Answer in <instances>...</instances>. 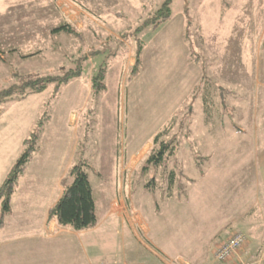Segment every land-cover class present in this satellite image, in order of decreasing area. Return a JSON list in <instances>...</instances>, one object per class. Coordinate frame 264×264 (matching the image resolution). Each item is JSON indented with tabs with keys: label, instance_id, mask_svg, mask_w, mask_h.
Returning <instances> with one entry per match:
<instances>
[{
	"label": "rangeland",
	"instance_id": "rangeland-1",
	"mask_svg": "<svg viewBox=\"0 0 264 264\" xmlns=\"http://www.w3.org/2000/svg\"><path fill=\"white\" fill-rule=\"evenodd\" d=\"M163 1L0 0V91L26 77L81 72L57 94L55 82H49L43 92L1 102L0 184L23 151V140L43 122L35 151L40 150L32 153L35 159L15 187L4 223L31 219L35 224L44 214L50 200L44 187L37 189L39 180L50 179V170L54 176L61 167L54 147H63L65 154L77 140L73 163L82 159L88 164L97 215L78 246L92 264H235L214 260L212 251L231 229L252 236L244 225H224L221 198L227 187L214 188L213 196L203 191L200 205L209 206L203 209L205 224L198 227L181 218L179 196L189 176L197 175L196 168L211 169L210 162L201 167L205 162L199 154L213 152L221 160L220 155L227 158L242 149L228 143L233 132L226 130L233 131L236 115L222 111L220 97L222 89L227 95L237 92L239 82L240 88L247 87L255 64H264V0H172L170 20L139 28ZM60 24L74 32L53 33ZM138 43V74L130 77ZM101 69L105 88L96 91L92 81ZM209 97L217 104L211 114L202 107ZM233 104L230 98L224 108ZM164 127L170 128L164 138L175 152L156 167L146 160L153 136ZM217 167L211 170L221 169ZM171 169L176 172L171 198L179 205L178 216L167 209ZM49 185L56 186L55 178ZM109 200V207L112 201L124 207L116 213L132 206V226L123 215H109ZM256 228L258 253L236 264H264V222Z\"/></svg>",
	"mask_w": 264,
	"mask_h": 264
},
{
	"label": "crops",
	"instance_id": "crops-1",
	"mask_svg": "<svg viewBox=\"0 0 264 264\" xmlns=\"http://www.w3.org/2000/svg\"><path fill=\"white\" fill-rule=\"evenodd\" d=\"M256 58L257 56H255ZM255 65L257 66L252 71L251 81L247 87L242 86L241 89L240 85L242 83L239 82L237 85L239 90L237 92L233 93L231 90L228 91L229 94L227 95L224 93V89H222V96L220 97L222 111H227L230 114L233 111L236 115L234 122L231 124L233 131L226 130V132H233L232 136L227 138L228 143L232 147L238 144L242 149L236 150L231 154L228 153V159L220 155L221 160L216 158L213 152L208 156L199 154L198 158L201 159L200 162H205L201 167L210 162L212 169L217 167L214 165V162H219L217 168H221L222 170L210 169L198 171L196 168L197 175L189 176L187 179L188 185L181 192L180 195L182 196H179V198H183L181 199V205L176 204L181 207V218L188 223L187 225L190 222L192 227L202 226V224H205L202 220L207 216H205V211L203 210L206 204L201 203L200 205L203 191L209 192L213 196L212 190L214 188L222 189L223 186L227 187L224 197L221 198H225L224 207L222 206L224 210L223 214L226 216L224 225L229 227L237 224L244 225L252 235L248 237L244 232L248 238L247 244L229 259V262L235 264L239 260L250 261L254 259L255 254L258 253L256 241L260 237L258 236L260 232H258L259 230L256 226L258 223L264 222V64L259 65L257 63ZM224 95H227L228 98L226 96L227 99H224ZM230 98L234 104L228 110L224 108V105ZM205 101V103L203 102L204 104L202 103L203 110L205 106V111L208 114H211L213 111L215 112L217 104L213 98H205ZM72 118L75 119L73 116ZM209 123L207 121V124ZM75 141H73L72 147L69 146V148L65 149V154L61 149L63 147H54L56 149L53 151L55 154L54 158L61 162V167L54 173L56 177L51 174L50 170V179L39 180L40 185L37 189L42 190L44 187L46 189L45 198H49L50 200L47 202L44 214L35 220V224L32 223L31 219L23 220V224H18L22 220H18V222L10 221L3 224L4 226L0 230V264H92L91 256L87 255L85 251H80L78 246L81 236L87 233L89 228L74 231L68 227L60 226L54 219H47V209L62 194L64 180L67 178V173L73 165L74 157H76L74 150L79 145V142ZM39 150L33 154L38 153ZM34 159V156L31 157V160L27 163L26 170L20 177L16 188L19 182L24 179L30 167L29 165ZM53 178H55L56 186L50 188L49 183ZM16 193L17 190L12 195L9 214H11L12 199L14 201ZM220 193V195L223 194V192ZM170 199L172 200L173 198ZM111 200H109L107 205L109 215L111 212L116 213L109 207ZM176 205L172 200L167 208L168 213L172 215L177 214L178 216L179 211ZM208 206L206 205V207ZM215 206L216 208L218 207L217 204ZM130 209H133L132 206H129V211ZM127 210L116 214L120 217L123 215L132 226L130 212ZM210 215L213 218L215 217L211 213ZM135 220L142 226V230H145L138 213H135ZM234 230L231 229L225 237L220 238L212 249L220 242L226 240V237ZM76 241L77 245L75 244ZM180 258L171 260L173 262ZM258 260L259 263H262L260 258ZM148 264H157V262L156 260L155 262L150 260Z\"/></svg>",
	"mask_w": 264,
	"mask_h": 264
},
{
	"label": "trees",
	"instance_id": "trees-1",
	"mask_svg": "<svg viewBox=\"0 0 264 264\" xmlns=\"http://www.w3.org/2000/svg\"><path fill=\"white\" fill-rule=\"evenodd\" d=\"M171 1L164 0L154 10L153 16L147 18L141 23L139 28H143L146 25L158 27L160 24L170 20L171 18ZM144 29V28H143ZM53 33L64 32L73 33L74 30L68 24H60L52 30ZM141 44H137V50L135 52L136 62L131 67L130 77H134L138 74V67L140 63L139 53L141 52ZM1 52V51H0ZM32 55V54H30ZM1 56V55H0ZM98 76L93 77V87L96 91L104 90L105 85L102 83L103 70H100ZM79 71H71L66 73L63 77H46V78H23L12 85L1 89L0 91V104L5 99H24L29 94H35L43 92L49 86V82H55V92L59 91V88L63 84L69 83L73 78L80 76ZM204 101V100H203ZM47 119V118H45ZM42 121H40L37 127L29 135L28 138L23 140V151L16 159L15 163L11 166L10 170L6 173L4 180L0 184V230L3 228L4 219L9 214L11 207V198L16 191L15 187L26 170V165L32 157V153L38 148V138L42 129ZM170 128L164 127L161 131L157 132L153 136L152 151L147 156L146 162L153 166H160L163 163L165 156L172 155L174 150V144L172 141H166L164 136L167 135ZM157 146L156 148H154ZM88 164L79 159L73 163L70 167L67 178L63 183V192L58 200L47 209V219H54L62 227H68L74 231L85 230L87 228L95 226L97 223V215L95 210V198L93 195V189L91 187L89 176L87 174ZM168 192L166 195L172 197L173 187L175 186L176 172L171 169L168 171ZM147 190L152 189L150 183L145 184Z\"/></svg>",
	"mask_w": 264,
	"mask_h": 264
},
{
	"label": "built area",
	"instance_id": "built-area-1",
	"mask_svg": "<svg viewBox=\"0 0 264 264\" xmlns=\"http://www.w3.org/2000/svg\"><path fill=\"white\" fill-rule=\"evenodd\" d=\"M124 207L118 203V201H112L110 204V209L115 211H121ZM247 243L246 235L237 230L233 231L226 237V240L220 242L215 246L213 251L214 260L220 262H226L233 255L238 253V251L244 247ZM125 264H140V263H125ZM239 264H246L244 262H240Z\"/></svg>",
	"mask_w": 264,
	"mask_h": 264
}]
</instances>
